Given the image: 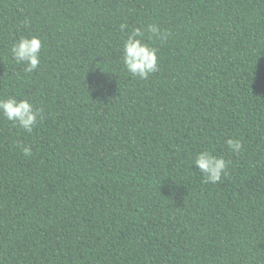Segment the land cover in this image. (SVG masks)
<instances>
[{"label": "trees", "instance_id": "1", "mask_svg": "<svg viewBox=\"0 0 264 264\" xmlns=\"http://www.w3.org/2000/svg\"><path fill=\"white\" fill-rule=\"evenodd\" d=\"M121 23L170 33H145L147 80ZM5 96L43 113L32 133L0 117V264H264V0H0ZM205 148L230 161L217 184L189 167Z\"/></svg>", "mask_w": 264, "mask_h": 264}, {"label": "clouds", "instance_id": "2", "mask_svg": "<svg viewBox=\"0 0 264 264\" xmlns=\"http://www.w3.org/2000/svg\"><path fill=\"white\" fill-rule=\"evenodd\" d=\"M119 30L121 33L127 30L120 46V63L124 71L133 78L147 80L151 74L159 71V68L157 49L145 41V33L150 34L149 40L154 37L161 41H166L170 33L156 24L129 28L126 23H121ZM42 46L43 42L40 37L21 35L12 43L10 53L17 64L24 65V72L33 73L41 64ZM101 71L109 72V65L104 64ZM42 113L43 109L35 107L26 97L20 99L15 96L0 97V117L12 122L27 133H32L38 119L42 118ZM224 143L232 154H240L243 150L244 145L238 137L229 136ZM21 147L24 156L32 154L30 145ZM229 163L230 161L224 157L213 154V150L205 148L191 157L189 167L194 165L202 173V183L217 184L222 176L228 175Z\"/></svg>", "mask_w": 264, "mask_h": 264}]
</instances>
